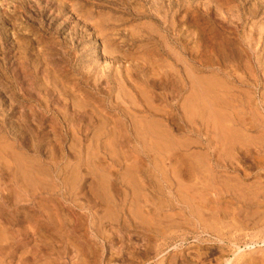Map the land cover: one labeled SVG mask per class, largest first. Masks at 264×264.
I'll list each match as a JSON object with an SVG mask.
<instances>
[{
  "label": "rangeland",
  "instance_id": "rangeland-1",
  "mask_svg": "<svg viewBox=\"0 0 264 264\" xmlns=\"http://www.w3.org/2000/svg\"><path fill=\"white\" fill-rule=\"evenodd\" d=\"M0 264H264V0H0Z\"/></svg>",
  "mask_w": 264,
  "mask_h": 264
},
{
  "label": "bare ground",
  "instance_id": "bare-ground-1",
  "mask_svg": "<svg viewBox=\"0 0 264 264\" xmlns=\"http://www.w3.org/2000/svg\"><path fill=\"white\" fill-rule=\"evenodd\" d=\"M239 251V250H238Z\"/></svg>",
  "mask_w": 264,
  "mask_h": 264
}]
</instances>
